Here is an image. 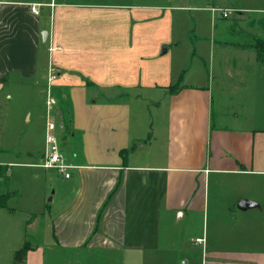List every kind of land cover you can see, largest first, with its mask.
I'll use <instances>...</instances> for the list:
<instances>
[{"label":"crops","instance_id":"1","mask_svg":"<svg viewBox=\"0 0 264 264\" xmlns=\"http://www.w3.org/2000/svg\"><path fill=\"white\" fill-rule=\"evenodd\" d=\"M48 89L81 149L24 264H264V0H0L1 141Z\"/></svg>","mask_w":264,"mask_h":264},{"label":"rangeland","instance_id":"2","mask_svg":"<svg viewBox=\"0 0 264 264\" xmlns=\"http://www.w3.org/2000/svg\"><path fill=\"white\" fill-rule=\"evenodd\" d=\"M19 94L20 91H15L14 93L13 103H11L10 124L12 123L13 116H18L20 110H24V106L22 105L25 101L24 96H19ZM32 101V106L28 108L32 114L36 111L37 118L33 114L31 123H28L26 127L16 121L12 124L13 126H17L22 133L25 132L24 135L16 139L7 138L4 141L0 139L1 154L7 160L29 161V163L33 164L41 163V152L44 151L42 144L43 128L46 117L44 97H42V94L38 96L34 95ZM1 116L2 113L0 112V125L3 119ZM52 120L54 121L53 117ZM68 139L65 137L61 141L59 140L61 143V147L59 148H61L63 157L68 158L72 157L71 155L76 156L77 154L79 156L78 151L81 149L80 138H77V142L74 145L68 143ZM29 152L32 153L31 157H29ZM17 153L21 155L19 159H16L17 156L15 154ZM6 175V178L1 177L2 180L0 182V194H10L6 201L8 210L0 209V264H12L14 253L12 250L16 251L21 248L25 241L31 243L30 245H44L45 240H47L46 238L50 237L51 216L55 214L57 204V191L56 193L54 192L55 188L57 190L58 176L52 170L15 165L9 167ZM53 196L55 198L54 202L51 200L50 202L49 199ZM7 212H11L12 214L9 215ZM33 217H37L40 225L35 238L32 235L33 232H26V222ZM8 225L11 226L12 230L17 229L23 241L17 244L10 243L8 235H4ZM47 253L48 250H46Z\"/></svg>","mask_w":264,"mask_h":264},{"label":"built area","instance_id":"3","mask_svg":"<svg viewBox=\"0 0 264 264\" xmlns=\"http://www.w3.org/2000/svg\"><path fill=\"white\" fill-rule=\"evenodd\" d=\"M32 13L37 14V10L35 7L31 8ZM220 16L222 18H227L232 11L231 10H223L220 11ZM51 72H53L51 70ZM54 79V74L51 73L50 81ZM56 105L54 97L51 95L50 90H47L46 97H45V108H46V129H45V149L42 154L40 167L47 170H54L59 174H62L65 178L69 177V170L72 166L66 163L65 158L63 157L61 150L59 148L58 138H57V126L56 123L52 120V111L54 106ZM203 239H196L195 243L199 244L202 243Z\"/></svg>","mask_w":264,"mask_h":264},{"label":"trees","instance_id":"4","mask_svg":"<svg viewBox=\"0 0 264 264\" xmlns=\"http://www.w3.org/2000/svg\"><path fill=\"white\" fill-rule=\"evenodd\" d=\"M1 168L3 169V171H0V177L4 178V177H6V172L8 170V167L1 166ZM9 196H10L9 193L4 194V195L0 194V209L8 210V207L6 205V201L8 200ZM30 250H32V246L30 245V243L28 241H25L21 248L14 251L12 264H24L26 255Z\"/></svg>","mask_w":264,"mask_h":264},{"label":"water","instance_id":"5","mask_svg":"<svg viewBox=\"0 0 264 264\" xmlns=\"http://www.w3.org/2000/svg\"><path fill=\"white\" fill-rule=\"evenodd\" d=\"M46 32H43L42 33V37H43V39H45L46 38ZM51 199H49V201H50ZM242 205H246V204H249V203H246V202H243V203H241Z\"/></svg>","mask_w":264,"mask_h":264}]
</instances>
